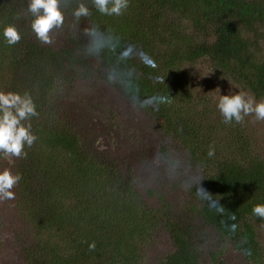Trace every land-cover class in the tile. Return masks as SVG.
<instances>
[{
	"label": "trees",
	"instance_id": "1",
	"mask_svg": "<svg viewBox=\"0 0 264 264\" xmlns=\"http://www.w3.org/2000/svg\"><path fill=\"white\" fill-rule=\"evenodd\" d=\"M79 3L90 16L77 21ZM27 6L28 0H0V91L29 94L38 113L27 122L36 141L25 146L26 156L12 157L21 180L12 189L15 199L8 200L25 209L40 237L27 264H138L142 243L160 227L173 248L157 264H198L199 232L190 221L170 220L147 204L113 166L90 158L83 136L63 120L56 87L84 77L104 81L132 105L134 97L167 98L158 108L137 107L187 152L194 168L204 169L199 186L212 197L201 199L193 186L195 216L248 263L264 264L255 229L264 219L252 211L264 205V160L252 153L239 123H224L221 114L208 119L193 103L184 70L205 62L219 78L264 99V0H129L119 16L99 13L92 0H61L64 20L83 32L69 34L56 48L38 41L24 22ZM9 24L21 35L15 45L3 36ZM92 26L112 38L113 50L86 54L85 29ZM141 53L151 58L150 66ZM109 71L118 82L109 83Z\"/></svg>",
	"mask_w": 264,
	"mask_h": 264
},
{
	"label": "rangeland",
	"instance_id": "2",
	"mask_svg": "<svg viewBox=\"0 0 264 264\" xmlns=\"http://www.w3.org/2000/svg\"><path fill=\"white\" fill-rule=\"evenodd\" d=\"M22 18L28 24L33 19L27 12L22 13ZM81 32L83 27L78 23L64 20L63 27L51 33L53 43L42 44L56 48L69 34L81 35ZM261 44L264 47V40ZM184 70L193 88V103L207 114L208 119L214 120L221 114L217 108L220 95L245 93L253 97L240 85L219 78L205 62L197 61ZM56 91L55 104L61 109L63 120L83 136L90 158L113 166L118 175L137 187L147 204L166 213L170 220H188L198 230V264H219V261L250 264L195 216L192 190L193 186L198 187L204 169L194 168L189 163L187 152L172 145L174 139L157 125L150 113L134 107L119 91L92 77L76 78L69 84L58 85ZM239 126L252 153L264 160V120L249 115ZM3 169L13 173L11 156L0 158V171ZM255 229L264 253V226L255 224ZM39 238L25 209H15L8 200H0V264H27L29 257L40 249L37 248ZM172 248L169 233L160 227L142 243L138 264H157Z\"/></svg>",
	"mask_w": 264,
	"mask_h": 264
},
{
	"label": "clouds",
	"instance_id": "3",
	"mask_svg": "<svg viewBox=\"0 0 264 264\" xmlns=\"http://www.w3.org/2000/svg\"><path fill=\"white\" fill-rule=\"evenodd\" d=\"M92 3L101 14L119 16L128 8L129 0H92ZM27 11L33 17L31 29L37 40L43 44L53 43L51 33L64 25L61 0H28ZM73 16L79 21L81 17H89L90 11L84 3H79L73 11ZM85 35L89 37V43L85 49L86 54L99 55L104 48L113 50L112 38L105 36L96 26L86 28ZM3 36L9 45H15L21 40L18 29L12 24L4 27ZM140 58L147 65L152 64V60L147 54L141 53ZM108 81L109 83L118 82L117 75L109 71ZM166 102L167 98L160 95L148 97L143 101L134 97L132 101L134 107L138 105L141 108L149 106L158 108L161 103ZM217 108L224 123H232L233 121L241 123L245 116L249 115H254L257 120H264V100L256 101L245 93L220 95ZM37 115L36 105L29 94L21 95L13 91H0V153L15 158H22L27 155L24 150L25 146L31 148L37 139L31 131V124L27 122L31 117ZM214 155V149L210 147L208 156ZM20 180V175L13 174L9 169L0 171V200H14L15 194L12 189ZM200 180L198 181L197 196L211 202L212 195L199 186ZM213 206L218 211H223V207L218 205L216 201ZM252 211L255 216L264 219V205L257 204ZM235 218V214H232L231 219L235 220ZM234 229L235 225H233ZM88 247L90 250H94L95 243H90Z\"/></svg>",
	"mask_w": 264,
	"mask_h": 264
}]
</instances>
